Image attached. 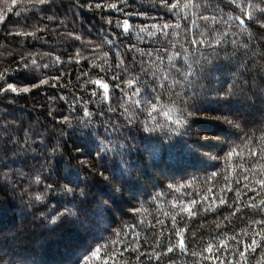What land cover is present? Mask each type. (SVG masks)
Returning <instances> with one entry per match:
<instances>
[{"label": "trees", "instance_id": "trees-1", "mask_svg": "<svg viewBox=\"0 0 264 264\" xmlns=\"http://www.w3.org/2000/svg\"><path fill=\"white\" fill-rule=\"evenodd\" d=\"M81 2L84 7H76L75 0H57L55 4L0 0V15L4 16L0 21V71L7 69L12 83L28 84L32 75L49 80L21 96L0 95V162L8 160L7 168L0 167V258L5 264L8 261L75 264L80 256L89 255L90 264H159L153 253L163 251L157 247L158 243H168L166 237L171 235L175 216L180 221V230L184 231L187 223L191 230L188 236L196 232L204 242L192 243L189 239L188 252L182 254L177 249L170 254L175 264H235L236 244L232 238L247 242L248 236L242 235V229L250 233L257 228L252 224L249 229L241 221L259 220L261 215L251 209L242 210L239 219L231 217L233 222L229 224L224 219L229 209L219 205V198L231 203L236 192L230 190H243L245 184L248 195L255 196L256 192L251 189L258 191L257 181L264 179V159L260 158L264 155V100L253 96V91L264 90L261 79L264 72H256V65L262 63L260 53H264V47L258 39L253 40L246 52L242 45L237 47L231 42L245 38L239 35L237 22L229 20L232 12L224 6L228 0L221 3L222 12L214 8L203 10L205 3L215 5L220 0H170L180 4L176 12L188 20H180V27L174 28L168 37L156 29H152L155 35L149 36L145 30L153 24L159 27L163 22L173 25L177 22L176 16L160 6L161 0H127L125 11L139 14L131 16L130 35L121 34L122 30H115L113 35L105 22L108 17L120 18L122 22L121 13L108 8L90 10L87 0ZM53 15L55 19L49 21L47 17ZM201 16H215L216 22H205ZM37 28L43 30L35 31ZM23 32L33 34H18ZM68 33L80 36L81 40ZM106 39L115 47L105 43ZM193 39L204 43L192 44ZM217 40L223 43L217 44ZM130 44L136 45L139 51H126ZM77 50L80 56L76 55ZM119 54H123L122 67L127 69V75L121 74V80L138 79L141 83L137 87L145 95V87L150 93L163 82V77H168V87L156 93L160 96L156 110L149 106L148 111L135 112L133 108L125 111L127 105L119 107L123 100L121 91L113 87L116 81L112 80L111 72L100 71L105 60L112 71H118L115 65ZM21 57L29 63L35 59L38 65L50 67L26 73L18 67ZM250 58L254 60L251 77L243 74ZM94 64L98 67H93ZM178 70L186 73L188 79L181 81ZM52 77H59L55 87ZM89 78L101 83L85 84ZM236 79L251 80V90L232 97L230 102L224 101L223 96L218 98L216 91L208 90L226 89ZM174 81L179 84L174 85ZM104 84L109 86L107 92ZM121 87L127 91L126 85ZM94 90L98 92L95 97L91 94ZM174 93L189 103L193 102L189 98L195 95V103L201 110L193 112L184 126L174 124L179 111L186 107ZM61 96L67 97L68 103L59 99ZM73 97L80 99L75 112L69 109ZM109 105L115 111H108ZM85 107L92 113L91 117H84ZM50 111L52 116L48 114ZM61 115L69 116L70 123H60ZM225 117L239 123L241 129L225 123ZM157 122L160 127H156ZM146 125L155 130H145ZM34 132L45 137L44 145L37 148L33 144V150L26 152L14 149L5 157V148L12 146L11 141L5 143L9 136L16 140L32 136ZM32 139L39 143V137L32 136ZM52 145H59L60 151L52 154ZM105 145L109 149L105 158H97L96 151ZM229 152L232 154L228 155ZM250 152L257 155L253 157ZM105 167L107 180L99 175ZM37 173L40 184L34 182ZM84 178L88 180L89 195L85 214L79 221L41 223V213L47 214L57 206L62 200L60 195L50 193L43 201L45 206L28 207L30 196L43 191L45 184L57 181L62 185L68 179ZM117 188L119 192L114 190ZM242 200L250 202L247 196ZM256 202L259 203V197ZM174 204L178 207L174 208ZM206 207L219 210L205 214ZM188 210L196 211L197 215L189 217ZM218 223L220 228L216 227ZM134 237L141 242L131 245L138 249L135 252L128 249V242ZM172 243H177L174 236ZM208 243L213 245V251L204 252V256L217 255V245L224 248L218 254V261H205L199 255ZM89 248L99 249L95 257L90 255ZM193 251L198 255L193 256ZM167 261L166 256L163 264Z\"/></svg>", "mask_w": 264, "mask_h": 264}, {"label": "snow or ice", "instance_id": "snow-or-ice-1", "mask_svg": "<svg viewBox=\"0 0 264 264\" xmlns=\"http://www.w3.org/2000/svg\"><path fill=\"white\" fill-rule=\"evenodd\" d=\"M40 4H55L57 0H38ZM221 3H223V0H220V3H216L215 5L210 3H205L203 6V10L205 12L209 11L210 9H217L219 11H223V8H221ZM75 6L76 7H84L85 4L81 2V0H75ZM86 6L92 10H99L102 8H108L112 11L121 13L124 17V19L121 22L120 18H116L115 20L111 17H108L106 19V24L109 26V28L112 30V34L115 35V30H122L121 34H131L133 26L130 24L131 16L133 15H139L138 13H132V12H126L125 8L127 7V0H87ZM160 6L167 12L177 17V22L173 25L168 22H163L157 27V25L153 24L152 28H147V33L149 36L155 35V33L152 31V29H156L157 32H159L161 35H164L166 37L169 36V33L172 32L174 28L180 27V20H184L187 22V17H180L179 14L176 12V9L180 7L179 3H171L170 0H161ZM196 6V5H194ZM225 7H228L232 15L229 17V20L236 21L237 26L240 29L239 35L244 37L247 42H245V39H242L240 41H237L236 39H233L231 42L233 44H236L237 47L240 45L243 46L244 50L247 52L249 50V44L253 40H259L261 43V47H264V0H228L227 4L224 5ZM8 11H12L11 7H8ZM203 21L209 22L211 21L213 24L215 21V16L209 17V16H201L200 17ZM49 21H52L55 19V16H49L47 17ZM4 20V16L0 15V21ZM195 24V22H193ZM43 29H35V31H42ZM210 31H214V28H210ZM23 35H32L33 33H18ZM178 34V33H177ZM70 37L74 36V33H68ZM200 35H204V33H200ZM225 39H227V34H224ZM159 38V37H157ZM76 40H81V37L78 35H75ZM105 43H107L111 47H115V44L109 39L105 40ZM192 44H202L204 43L203 40L197 41L193 39L191 41ZM211 44V42H209ZM217 44L223 43L222 40H217ZM81 47H83V42L81 43ZM86 50V49H85ZM139 51V49L136 47V45H129V47L126 49V51ZM148 55H151V53H147ZM77 56L81 55V52L77 50L76 52ZM107 53H105V57H107ZM120 59L118 60V63L115 65L116 69L118 71H112V67L108 65L107 60L103 61L104 67L100 68L101 72H104L105 74L111 72V78L113 81H116L114 84L115 89H119L121 91V98L123 100V103L119 105V107H124V105H127V108H125V111L128 110V108H133L135 112H143L148 111L149 106L151 110H156L157 108V102L160 99V96H157L156 93L158 91L162 92L167 85V79L168 77H163V82L158 84L156 87H153L150 93L147 92V88L145 87L144 93H147L146 95L142 93V90L140 87H137L141 82L136 78H131L127 80H121V74L127 75V69L126 67H122L124 65L125 61L123 58V54H119ZM176 56H180V53L177 52ZM173 57H169V60H172ZM260 59L262 61L261 64L256 65V72L257 74L264 72V53H260ZM57 60H59V57H57ZM69 61H72V57H69ZM254 60L249 59L248 63L244 65V73L248 75L249 77L252 76L251 72V66L253 65ZM18 67H22L26 73H31L33 69H39L44 68L47 69L50 66L49 65H38L37 61L35 59H32L29 62H27L25 57H21V64ZM93 67H98V65H93ZM172 67H175L174 65ZM84 76H87V73L83 74ZM147 75V73H145ZM177 75L180 76L181 81L187 80L188 76L186 73L177 71ZM53 83V87L57 86L59 77H52L51 78ZM79 79V78H78ZM262 81H264V77H261ZM38 80L37 82H34ZM49 83V80L47 79H40L39 77L32 75L31 79L28 84H21L20 82H9L8 78V70L5 69L4 71H0V95H6L8 93H14L16 96H21L22 94L29 93L32 89H37L41 85H45ZM87 83H94V84H100V80L92 81L91 78H89L87 81H85V84ZM153 83H155V79L153 80ZM179 81H174V85H178ZM121 85L127 86V91L125 88L121 87ZM251 80H243V79H236L232 81L228 87L225 89L223 87L219 89H208L209 91H216L218 98L223 96L224 101L230 102L232 97H235L237 95H245L247 91L251 90L250 88ZM108 84L103 85V89L105 92L108 91ZM87 90V89H85ZM92 96H97L98 92L93 91ZM206 94V93H205ZM176 97L179 99L180 103L185 104L186 107L179 111V114L177 115L176 119L174 120V124L184 126L188 124V119L193 116V112H201L200 108L198 107L197 103H195V95L190 97L189 99L192 100V103H189L187 100H184L180 97L179 93H174ZM187 96V92L185 93ZM253 96H258L261 100H264V90L259 91H253ZM127 99H124V98ZM59 99L63 100L65 103H68L67 97L61 96ZM15 100V97H13V101ZM80 103V99L73 97L71 103L69 104V109L71 112H75L77 110L76 105ZM188 108L193 109V111H188ZM84 117H91L92 113L89 111L87 107L82 109ZM108 111H115L111 106L109 105ZM50 116L53 115V113L50 111L48 113ZM100 115H103V112L100 113ZM165 115L168 116L169 120H172V117L169 113H165ZM225 123L231 125L232 127L236 129H241V125L235 121H230L226 117L224 118ZM60 123L62 124H68L70 123V117L66 115H61L60 117ZM129 123H131V119L129 120ZM161 125L159 122H157L156 127H160ZM189 128H191V125H189ZM6 130V129H5ZM145 130L147 131H154V128H148L147 125L145 126ZM191 134V132H189ZM197 135H199V132H197ZM32 136L39 137V143L37 144L36 140L32 139ZM32 136H24L23 138H18L16 140H12V137L9 136L5 143L7 144L8 141H11L12 146L11 148H5V157L7 158V154L9 151H13L14 149H19L20 151H31L33 150V144L36 145L37 148L41 147L45 144V137L39 132H34ZM29 140H32V143H29ZM47 143L51 145V140H48ZM44 151L47 152L48 148L45 147ZM60 151L59 145H52L51 146V153L56 154ZM79 152L80 149H77ZM109 151L107 145L100 147L95 155L99 159H104L105 155ZM17 156L19 155V152L16 153ZM232 153L229 152L228 155H231ZM249 155L255 157L257 153L250 152ZM261 159H264V155H261ZM13 163L15 161H12ZM84 162L81 161V164ZM0 167L7 168L8 167V160L5 159L2 162H0ZM84 171H87V169H83ZM107 167H105L103 170L99 172V175L101 177H104L105 180L108 179L107 176L104 175L105 171H107ZM95 171V169H94ZM245 180H247V176L244 177ZM66 183L60 184L57 181H54L53 183H48L44 185V190L40 191L38 193L33 194L30 196L28 207H33L35 204H40L41 207L45 206L43 204V201H45L49 194L60 195L62 197L61 201H58L57 206L53 207L47 214L41 213L40 220L41 223L47 222V224L54 225L57 222H62L64 220H76L79 221L81 217L85 214V208L84 205L88 202V180L87 178H84L83 180H77L72 181L70 179L65 180ZM34 182L36 184L41 183V177L37 173ZM124 178L121 177V184H124ZM239 182H237V185ZM257 184L259 185V190L251 189V191L256 192L255 196H249L248 192V185H244L243 190H238V188L231 189L230 191H235L236 196L235 198L229 203L228 200H226L223 197L219 198V205L225 206L229 209V215L225 216L224 219L231 224L233 220L231 217H235L239 219V213L242 210H248L251 209L255 214L261 215V218L259 220L252 219L251 221L243 220L242 223H245L248 225V228L251 229V225L255 224L257 225L256 229H251L250 233L248 231H245L242 229V235L248 236L247 242H239L237 241V238L234 236L233 242L236 244V247L234 249V261L235 264H253V261H255V264H264V179H260L257 181ZM169 190L172 189V186H168ZM115 191H120L119 188L114 189ZM247 196L249 203H245L242 200V197ZM259 197V203L256 202L257 198ZM159 198V197H156ZM174 208L178 207L177 204L173 205ZM219 208H204L205 214L208 211H218ZM184 209H181V212H183ZM197 215L196 211L188 210V216L189 217H195ZM103 217H101L102 219ZM183 220V216H181V221ZM160 223V221H157ZM172 224L173 227L170 229L171 235L169 237H166L168 240L167 244L164 243H158L157 247L162 248V252H154L153 255L155 256V259L159 262V264H163L164 257H168L167 264H175V261L171 258L170 254L174 253L179 249V251L183 254L188 252L190 248V244L188 243V240L190 239L192 243H199L203 244L202 235L198 234L196 232H192L191 236H188V232L191 230L188 228L187 223H185V229L184 231L180 230L179 224L180 221L177 220L175 216L172 217ZM217 228H220V224H216ZM131 234V233H130ZM177 238V243H172V237ZM215 239V238H213ZM141 243L138 237H134L132 240L128 242V249L130 251H137L138 249L131 248L132 244H139ZM222 243V242H221ZM88 251L90 252V255L92 257H95L97 253L99 252V249H91L89 248ZM213 251V245L211 243H208L206 247L203 248V250L199 253V255L203 256V259L205 261L208 260H219V253L224 251V248H222L220 245H217L216 252L217 255H208L204 256V252H207L211 254ZM257 253L259 254V259H257ZM193 256L198 255L196 252L191 253ZM141 256L144 255V253L140 254ZM238 257V258H237ZM139 256L137 259L139 260ZM151 260V257L149 258ZM0 264H5L2 258H0ZM7 264H13V262L8 261ZM19 264H23V262H19ZM75 264H90V257L89 255H82L78 259H76ZM221 264H224V262H221Z\"/></svg>", "mask_w": 264, "mask_h": 264}]
</instances>
